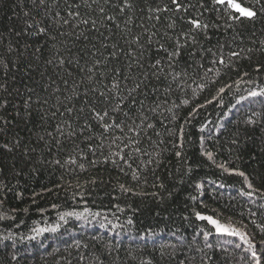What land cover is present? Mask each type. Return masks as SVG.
I'll return each mask as SVG.
<instances>
[{"label":"trees","instance_id":"16d2710c","mask_svg":"<svg viewBox=\"0 0 264 264\" xmlns=\"http://www.w3.org/2000/svg\"><path fill=\"white\" fill-rule=\"evenodd\" d=\"M179 2L0 0V264L264 257V0Z\"/></svg>","mask_w":264,"mask_h":264},{"label":"snow or ice","instance_id":"6c2138e0","mask_svg":"<svg viewBox=\"0 0 264 264\" xmlns=\"http://www.w3.org/2000/svg\"><path fill=\"white\" fill-rule=\"evenodd\" d=\"M44 0H41V3H43ZM214 4H220V5H225L227 9L231 10L233 13H235V15H231L230 19L233 20H241L243 18L246 19H254L257 15V12L255 10H253V8L251 7H245L242 5V3L240 2V0H213ZM171 4L175 6L176 11H181L182 8H184V6L179 2V0H171ZM128 3L127 0H125V7H128ZM124 9L122 8L121 11H123ZM165 11H167V6H165ZM101 12L104 11L103 8L100 9ZM159 11V10H158ZM57 15H59V13H57ZM73 15H78V13H74ZM159 17H157L158 19ZM108 19H113V17H108ZM64 23H68L67 20L64 21ZM82 23L87 24L88 21L84 20L82 21ZM93 23V27H95V21L92 22ZM188 23L191 24L192 28L194 30H201V29H207L209 27L208 24H202V22L199 19H195V18H190L188 20ZM169 27H172V25H169ZM41 31H43V29H41ZM194 39V38H193ZM163 47V46H161ZM179 54V46L177 47L176 51L169 53L168 55L174 56V55H178ZM114 55V54H113ZM232 56H237L238 53H231ZM221 64L224 63L223 57L220 58L219 61ZM97 63H100L99 61H97ZM157 64L160 63V61L156 62ZM119 70L117 69V72ZM89 79H91V77H89ZM140 87L139 84H136L135 87L133 89H131V91H135L136 89H138ZM200 87H204V85H201ZM113 88L114 89H119V85L118 83L113 84ZM220 92H223L224 89L221 88L219 90ZM102 97H104L105 99H107V95L104 92H101L100 94ZM250 97H264V88H261L259 91L257 90H251L248 92V96L247 97H240L241 100L250 98ZM213 99H215V97H213ZM183 103H187V101H183ZM208 103H211V101H208ZM202 107V106H201ZM115 110V109H114ZM70 111V110H69ZM92 111L95 113V117L97 119L103 120L105 117H107L109 115L108 111L105 110L103 111V114H101L100 112H97L95 108L92 109ZM193 111H195V109H193ZM191 115V113H190ZM249 123H252L253 121L249 120ZM115 127H120V125L116 124L113 125ZM102 127L105 129V131H108L110 127V125L108 124H103ZM149 127H151V125H149ZM136 151H139V149L137 148ZM180 153L177 152V156H179ZM209 156V158H211V153L207 154ZM125 163H127V161H124ZM56 163H59V161H56ZM81 167H83V165H81ZM222 167V166H221ZM225 171H230L229 169H225ZM237 175H240L242 177H244L245 183L248 184V179L247 177L244 175L243 172H236ZM135 179V174L134 177ZM200 185L197 184V188H199ZM248 187L251 188V184H248ZM243 195H247V196H251L252 192H243ZM53 207H56V205H53ZM65 215L71 216V215H76V213H66ZM195 216L198 220H203V221H207L210 225H212V227L215 229L217 234H226L229 236H238L240 238L241 241H244L245 243L248 244V248L249 250H251L252 252V258L254 261V264H262V261H264V257L261 258H257V253L253 250V245L251 244V242L248 240L247 236L241 232L239 229H237L236 227L232 226L231 224H223L221 223L218 219L213 218L212 216H207V215H202L200 212H195ZM61 220L64 219V215H61L60 217ZM57 228L59 227V225L56 226ZM52 231H55L56 228L51 229ZM34 231L37 232V234L41 233V232H45L48 231V229H35ZM210 233L209 232H205L204 236L205 238L208 237ZM35 237H33L34 239ZM261 243H264V241H261ZM240 245H237V247H239ZM13 259H15V257H13Z\"/></svg>","mask_w":264,"mask_h":264}]
</instances>
